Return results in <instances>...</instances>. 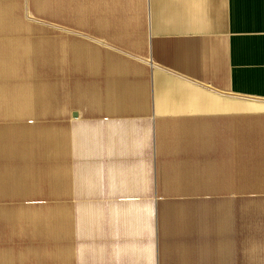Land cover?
<instances>
[{"label": "crops", "instance_id": "crops-1", "mask_svg": "<svg viewBox=\"0 0 264 264\" xmlns=\"http://www.w3.org/2000/svg\"><path fill=\"white\" fill-rule=\"evenodd\" d=\"M0 264H264V0H0Z\"/></svg>", "mask_w": 264, "mask_h": 264}]
</instances>
